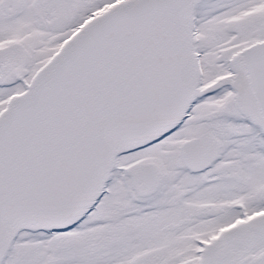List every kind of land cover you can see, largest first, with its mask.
Wrapping results in <instances>:
<instances>
[{"label": "snow or ice", "instance_id": "1", "mask_svg": "<svg viewBox=\"0 0 264 264\" xmlns=\"http://www.w3.org/2000/svg\"><path fill=\"white\" fill-rule=\"evenodd\" d=\"M0 264H264V0H0Z\"/></svg>", "mask_w": 264, "mask_h": 264}]
</instances>
